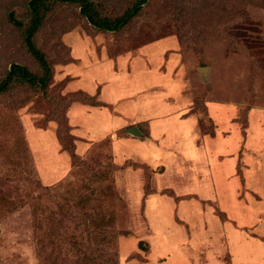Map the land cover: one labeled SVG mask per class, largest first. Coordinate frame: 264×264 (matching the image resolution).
Listing matches in <instances>:
<instances>
[{"label":"rangeland","instance_id":"1","mask_svg":"<svg viewBox=\"0 0 264 264\" xmlns=\"http://www.w3.org/2000/svg\"><path fill=\"white\" fill-rule=\"evenodd\" d=\"M27 1L0 0V78L40 70ZM36 44L46 93L0 96V264H264V0H149L120 32L58 6Z\"/></svg>","mask_w":264,"mask_h":264},{"label":"trees","instance_id":"2","mask_svg":"<svg viewBox=\"0 0 264 264\" xmlns=\"http://www.w3.org/2000/svg\"><path fill=\"white\" fill-rule=\"evenodd\" d=\"M148 2L149 0H130L120 14H115L108 11L103 3L95 0H28L25 15L27 22L19 19L15 11L9 12L8 23L21 31L23 46L40 70L33 71L26 66L13 64L6 75L0 78V96L27 89L46 93L51 82L52 69L45 53L36 44V35L47 15L58 6H77L80 15L98 31L120 32L144 13ZM68 150L70 151L69 148Z\"/></svg>","mask_w":264,"mask_h":264},{"label":"water","instance_id":"3","mask_svg":"<svg viewBox=\"0 0 264 264\" xmlns=\"http://www.w3.org/2000/svg\"><path fill=\"white\" fill-rule=\"evenodd\" d=\"M203 70H205V68H202ZM131 133L136 136V137H143L141 134H139L136 130H132Z\"/></svg>","mask_w":264,"mask_h":264}]
</instances>
